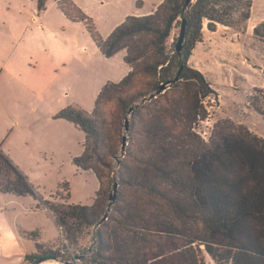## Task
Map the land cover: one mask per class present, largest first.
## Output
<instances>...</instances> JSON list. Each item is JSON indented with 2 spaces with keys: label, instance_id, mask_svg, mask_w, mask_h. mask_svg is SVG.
<instances>
[{
  "label": "trees",
  "instance_id": "16d2710c",
  "mask_svg": "<svg viewBox=\"0 0 264 264\" xmlns=\"http://www.w3.org/2000/svg\"><path fill=\"white\" fill-rule=\"evenodd\" d=\"M46 3L36 0L37 10ZM183 3L161 0L146 15L126 16L97 43L105 57L124 50L127 74L103 85L91 112L69 106L57 116L83 132L82 152L72 162L89 169L98 188L91 205L72 204L67 196L46 201L60 237L45 252L37 244L41 251L28 259L41 253L64 261L82 254L78 264H201L203 253L216 264H264V138L228 120L202 138L196 130L206 117L202 100L214 90L187 63L202 41L204 20L209 32L219 24L244 30L252 0H192L185 12ZM182 17L177 52L178 35L172 47L168 40ZM252 35L264 38V20ZM114 182L112 209L93 229ZM33 190L0 148V193L24 196Z\"/></svg>",
  "mask_w": 264,
  "mask_h": 264
},
{
  "label": "rangeland",
  "instance_id": "374dc122",
  "mask_svg": "<svg viewBox=\"0 0 264 264\" xmlns=\"http://www.w3.org/2000/svg\"><path fill=\"white\" fill-rule=\"evenodd\" d=\"M158 1L47 0L38 11L36 0H0V148L34 189L24 196L0 193V264H78L71 257H26L60 237L46 201L67 196L91 205L98 188L94 174L72 162L82 152L83 132L57 113L69 106L91 112L103 85L127 74L124 50L105 57L97 43L126 16L146 15ZM254 1L257 16L264 0ZM203 28L187 63L214 93L202 100L207 112L196 130L207 140L218 121L228 120L264 138V38L247 24L244 30L219 24L209 32L204 20ZM200 258L216 264L206 254Z\"/></svg>",
  "mask_w": 264,
  "mask_h": 264
},
{
  "label": "water",
  "instance_id": "95a60500",
  "mask_svg": "<svg viewBox=\"0 0 264 264\" xmlns=\"http://www.w3.org/2000/svg\"><path fill=\"white\" fill-rule=\"evenodd\" d=\"M192 0H184V3H183V11L185 12L189 5H190V2ZM185 23H186V18L185 17H182L181 19V27L179 29V33H178V39H177V42H176V45H175V50L177 52H179L180 48H181V45H183V39H184V29H185ZM181 68V67H180ZM178 78V76L176 77H173V78H170V79H167L166 81H164L163 83H161L159 86H157L156 90L154 91L153 94H151L150 96H156V94H160L162 93L166 88H168V86L173 82V81H176V79ZM138 104V103H137ZM136 104V105H137ZM128 126H129V118L126 117L124 119V126H123V129H124V134H123V143H121V151H120V155L122 156L123 153H124V145L126 143V132L128 130ZM116 163L118 162V160L116 159L115 160ZM117 190V183L114 182V185H113V189H112V192H110L109 194V197H108V204H107V208H105V211L102 215V217L100 218V220L93 226V229H95L98 225H100L104 220L107 219L108 217V214L110 212V209H112V205L114 203V200H115V192ZM90 251V250H89ZM82 256V254H77L76 256L72 257L73 259L75 260H78L80 257ZM51 258H55V256L51 257ZM44 258H40L38 260V263L40 261H42ZM56 259V258H55Z\"/></svg>",
  "mask_w": 264,
  "mask_h": 264
},
{
  "label": "crops",
  "instance_id": "0c3cea01",
  "mask_svg": "<svg viewBox=\"0 0 264 264\" xmlns=\"http://www.w3.org/2000/svg\"><path fill=\"white\" fill-rule=\"evenodd\" d=\"M160 2V0L157 2V4ZM156 4V5H157ZM155 5V6H156ZM254 7H256L255 6V1L254 0H252V10H251V14H249V18H248V20L246 21V24H247V29H250V30H252L253 29V27L256 25V23L259 21V22H261L262 20H264V8H262V10H261V12H260V14L258 13V15L256 16V15H253L255 12H254V10L256 11V8H254ZM151 12V11H150ZM149 12V13H150ZM256 14V13H255ZM8 262H10V261H8ZM9 264V263H8ZM10 264H13V263H10ZM15 264V263H14Z\"/></svg>",
  "mask_w": 264,
  "mask_h": 264
}]
</instances>
